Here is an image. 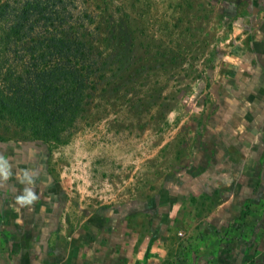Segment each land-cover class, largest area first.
<instances>
[{
    "label": "rangeland",
    "instance_id": "374dc122",
    "mask_svg": "<svg viewBox=\"0 0 264 264\" xmlns=\"http://www.w3.org/2000/svg\"><path fill=\"white\" fill-rule=\"evenodd\" d=\"M34 2L0 0V58L25 80L34 40L46 34L23 16ZM61 2L67 30L92 47L95 88L58 139L0 114L17 180L34 203H53L48 211L70 231L118 216L138 242L162 215L171 241L194 226L185 217H204L220 200L195 179L219 164L221 133L264 115V0Z\"/></svg>",
    "mask_w": 264,
    "mask_h": 264
},
{
    "label": "crops",
    "instance_id": "0c3cea01",
    "mask_svg": "<svg viewBox=\"0 0 264 264\" xmlns=\"http://www.w3.org/2000/svg\"><path fill=\"white\" fill-rule=\"evenodd\" d=\"M259 117L248 113L242 125L235 117L221 133L226 147L219 164L195 179L197 190L222 191L220 200L204 217H185L184 224L194 226L171 241V219L162 215L149 218L154 231L138 242L118 216L91 217L68 230L64 218L48 211L53 203H34L30 190L21 188L11 165L16 148L0 141V264H264V115Z\"/></svg>",
    "mask_w": 264,
    "mask_h": 264
},
{
    "label": "trees",
    "instance_id": "16d2710c",
    "mask_svg": "<svg viewBox=\"0 0 264 264\" xmlns=\"http://www.w3.org/2000/svg\"><path fill=\"white\" fill-rule=\"evenodd\" d=\"M60 5L61 0L44 4L35 0L32 12L24 9L23 16H34L32 29L46 30L33 43L35 62L30 80L22 77L25 72L20 74L7 65L6 58H0V114H8L32 133L54 139L69 130L85 110L95 88L97 66L92 47L75 30H67L72 26H65ZM40 20H44L43 24ZM18 26L13 27V32Z\"/></svg>",
    "mask_w": 264,
    "mask_h": 264
}]
</instances>
